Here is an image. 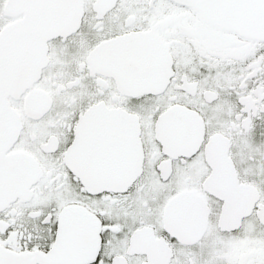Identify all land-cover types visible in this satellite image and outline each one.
Returning a JSON list of instances; mask_svg holds the SVG:
<instances>
[{
  "label": "snow or ice",
  "instance_id": "snow-or-ice-1",
  "mask_svg": "<svg viewBox=\"0 0 264 264\" xmlns=\"http://www.w3.org/2000/svg\"><path fill=\"white\" fill-rule=\"evenodd\" d=\"M0 264H264V0H0Z\"/></svg>",
  "mask_w": 264,
  "mask_h": 264
}]
</instances>
